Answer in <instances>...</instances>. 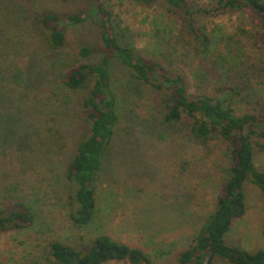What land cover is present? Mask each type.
Listing matches in <instances>:
<instances>
[{
	"label": "trees",
	"instance_id": "16d2710c",
	"mask_svg": "<svg viewBox=\"0 0 264 264\" xmlns=\"http://www.w3.org/2000/svg\"><path fill=\"white\" fill-rule=\"evenodd\" d=\"M118 1H130L146 8L161 5L164 8L161 14L156 16L153 13L152 17L163 15L165 18H175L176 24L179 22L178 40L184 46H191L192 52L189 53L195 54L208 67L222 65L218 66L222 72L221 81L194 85L193 80L202 71L201 68L196 67L192 77L184 66L169 67L162 61L163 58L147 53L146 49L123 39L115 25L114 4L117 0H91V8L77 12L29 10L24 6L20 12L21 21L14 25V32L10 35L12 41L15 39L13 50L4 56L0 52V75L4 74L2 82L10 83L6 81L11 70L9 62L23 63L27 60V57L23 60L24 54L21 56L26 52L21 43L25 38L18 35V30L24 27L23 20L28 16L35 36L42 38L45 43L42 48L35 45L36 48L30 50L28 57L38 67L35 63L37 54L42 61L39 69L44 71L48 65H55V73L43 83L27 75V84L23 85L20 80L18 84V87H24V91L8 95L1 93L0 104L12 103L19 115H25L30 120L25 126V134L28 135H24L23 140L15 133L17 137L10 145L12 154L20 159L21 155H25V150L31 149L54 155L55 163L57 159L64 161L58 149L64 144L59 142V138H64L65 131L72 130L71 127L80 122V137L74 142L68 163L66 165L64 162L65 169L58 180L62 179L65 185L62 196L66 197L64 205L69 206L72 224L82 228L90 225L100 210L98 180L104 176V159L114 144L123 116L119 95L113 83V63L117 62L129 74L128 79L147 85L161 100L159 117L152 119L150 116L149 119L138 115V121L131 123V131L147 134V130L151 129L158 141L153 145L158 144L165 151L168 147V152L161 149L166 157L183 156L180 146L169 141H174L170 139V136L174 138L173 133L186 135L207 154L219 151L226 156V175L215 197L214 207L204 216L198 230L189 235L186 241L180 237L174 240L176 245H183L169 249L170 257L173 256L176 264H216L220 260L228 264H264V247L235 244L228 238L235 221L248 212L249 191L254 190L264 204V168L256 161L257 152L264 150V103H261L259 110L254 107L253 111L237 106L238 96L248 87L262 90L264 69L257 71L251 65V70L246 69L247 61L239 51H234L236 46L231 47L227 43L223 47V40H227L230 32L219 35L216 26L211 25L209 20L205 21L224 15H245L253 25V30L248 32L253 45L264 51V0ZM91 19L99 32L98 43L79 42L71 45L70 29ZM3 39L0 31V47ZM68 47L73 49L70 51ZM190 56L188 54V58ZM227 62L236 65L237 70H232L230 66L227 68ZM174 64V60H170V65ZM11 77L13 85L14 76ZM53 84L69 90V93L61 92L55 102L48 100V103H44L43 98L48 97L47 93L49 97L53 96V90H49ZM81 88L85 89L84 94L74 101V94L70 91ZM73 103L77 104L76 108H62ZM79 110L82 115H79ZM62 113L67 116L66 130L61 128V122L64 121ZM54 114L56 117H53ZM36 164L38 161L35 159L32 167ZM187 164L182 165L181 173L188 169ZM42 171L40 184L45 188L42 196L48 199L46 186L57 180L56 177L51 178L46 170ZM20 173L22 176L19 174L20 178L11 181L9 186L0 179V190L3 193L0 196V238L3 232L30 228L37 220L33 199H30L31 194L26 185L33 178L24 176V173H28L22 166ZM4 177L5 180L9 179V174ZM35 182L38 183V179ZM177 183L180 185L183 182ZM255 186L259 191H256ZM58 191L61 193V188ZM129 203L131 207L133 202ZM134 203L133 211L138 213L139 206ZM152 206L153 203L146 204V209L150 210ZM201 217L196 216L195 219L198 221ZM261 231L264 235V228ZM167 240V237L162 238L155 243V247H140L100 231L80 245L64 239H52L45 253L49 264H110L117 260L128 261L130 264H159L162 252H157L156 247L160 243L158 248L164 246V250ZM0 264L9 263L0 260Z\"/></svg>",
	"mask_w": 264,
	"mask_h": 264
},
{
	"label": "rangeland",
	"instance_id": "374dc122",
	"mask_svg": "<svg viewBox=\"0 0 264 264\" xmlns=\"http://www.w3.org/2000/svg\"><path fill=\"white\" fill-rule=\"evenodd\" d=\"M91 5V0H0V31L4 37L0 47L1 54L4 56L9 50H13L15 39L12 41L10 35L14 32V25L21 21L20 12L23 11L24 6L30 8L29 10L77 12L83 9L88 10ZM163 9L161 5L146 8L130 1L117 0L114 4L115 25L123 39L132 41L141 49H146L147 53H154L163 58L162 61L169 67L184 66L192 77L195 68H201L202 71L197 73L193 80L194 85L217 83L222 77L218 66L222 65L208 67L195 54H190L192 47L184 46L178 40L179 22L176 24L175 18H165L163 15L152 17L153 13L159 16ZM18 12L20 15H17ZM207 20L211 25L216 26L219 35H223L227 31L230 32L227 40H223V47L227 43L231 47L236 46L234 51H239L243 59L247 61L246 69L251 70V66L257 71L264 69V51L258 50L253 45L248 34L253 30V25L245 15H224L205 19V21ZM23 21L24 27L22 26V29L18 30V35L25 39L23 41L18 39V41H21L27 52H23L21 56L24 54L23 60H26V57L27 60L23 63L9 62L11 70L8 72L6 81L9 80L10 83L4 84L2 82L4 74L0 75V97L3 94L24 91V87H18V84L20 80V82L23 81V85H26L27 75H32L36 82L40 80L43 83L55 73L53 71L55 65H48L47 70L44 71L39 69L42 61L37 54L35 63L38 67L28 57L30 50L36 48L35 45L42 48L45 43L42 38L36 37L35 31L31 29L30 16ZM98 34V29L91 19L70 29V44L98 43ZM72 49L68 47V50ZM188 54L191 55L190 58H188ZM170 60H174L175 64L170 65ZM240 62L241 60L238 59V63ZM232 65L231 62L226 63L227 68L231 67L232 70H237V66ZM113 66V83L120 99L122 122L119 125L114 144L111 145L104 159V176L98 180L100 210L90 225L83 228L72 224L69 206L64 205L66 197L62 196L65 185L62 179L58 180L65 169V164L68 163L74 142H77L80 137L82 124L75 123L71 127L72 130L65 131L64 138H59V142L64 144L58 148L61 150V155L63 154L61 158L64 161L57 159V163H55L54 155H48L43 151L34 152L31 149L25 150V155H21L20 159H17L12 154L10 145L17 137L15 133L21 140L24 135H28L25 134V126L30 123V120L25 115H19L17 108L12 107L15 106L12 103L0 104V110H2L0 112V179L9 186L11 181L14 182L13 180L22 176L21 166L26 168L28 174L24 173V176L28 175L33 178V181L26 184L28 186L26 187L31 194L30 199H33L32 203L37 214V220L30 228L10 230L1 234L0 260L9 264H49L45 248L50 240L64 239L72 244L80 245L86 239L93 238L102 231L111 234L116 239L140 247H152L159 240L167 237L164 250L162 249L164 246L158 248L160 243L156 247L157 252H162L159 264H176L173 256L170 257L168 252L174 247L182 246L183 243L176 245L174 240L180 237L186 241L189 235L198 230L204 216L214 207L215 197L219 193L226 175L224 172L226 168L225 154L219 151L215 154H207L186 135L173 133L175 139L170 136V139L174 141H169L180 146L183 156L166 157L158 144L153 145L158 141L151 129L147 130V134L143 131H131V123L138 121V115L149 117V119L159 117L161 100L147 85L128 79L129 74L122 65L114 62ZM11 76H14L15 83L13 85ZM49 90H53V96L49 97L47 93L48 97L43 98L44 103H48V100L55 102L61 92L69 93V90L54 84ZM70 92L74 94L73 99L76 101L84 94L85 89L81 88ZM262 99H264V87L262 90L248 87L238 96L237 106L245 110L253 111L254 107L259 110L261 103H264ZM1 106L5 110L3 107L1 109ZM66 106H62V108H76L77 104ZM79 115H82L80 110ZM53 117L56 115L54 114ZM61 117L64 119L61 122V128L66 130L68 127L67 116L65 117L62 113ZM165 152H168L167 146ZM35 159L38 164L32 167ZM256 161L260 167L264 168V150L257 152ZM185 163H188V169L181 173L180 168H183L182 165ZM42 170H46L51 178L56 177L57 180L50 184L54 186H46V190L49 191L46 195L49 196L48 199L44 195L42 196L45 193L44 186L40 184L43 177ZM5 174H9V179H4ZM38 175L41 176V179ZM177 177L178 179L174 180ZM37 179L38 183L35 182ZM177 181L183 183L179 185ZM60 188L61 193L58 191ZM255 188L257 191L258 188L256 186ZM2 194L0 190V196ZM108 199H110V203H108ZM129 202L138 204V213L133 211L135 207L133 208L132 203L131 208ZM148 202L153 203L150 210L154 212L146 209ZM248 204L247 214L235 221L228 238L235 244L239 243L252 248L264 247V235L261 231L264 228V204L261 199H258L254 190L249 191ZM111 205H113L112 212ZM196 216L202 217L197 221ZM111 262L110 264H130L128 261L120 260ZM216 264L228 263L220 260Z\"/></svg>",
	"mask_w": 264,
	"mask_h": 264
}]
</instances>
